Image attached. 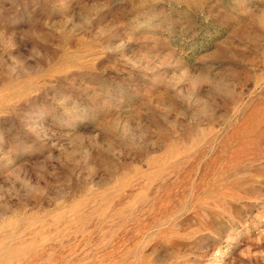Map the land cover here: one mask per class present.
Returning a JSON list of instances; mask_svg holds the SVG:
<instances>
[{
    "label": "rangeland",
    "instance_id": "374dc122",
    "mask_svg": "<svg viewBox=\"0 0 264 264\" xmlns=\"http://www.w3.org/2000/svg\"><path fill=\"white\" fill-rule=\"evenodd\" d=\"M0 264H264V0H0Z\"/></svg>",
    "mask_w": 264,
    "mask_h": 264
}]
</instances>
